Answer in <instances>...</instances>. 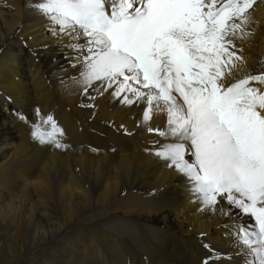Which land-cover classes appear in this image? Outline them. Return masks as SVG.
Instances as JSON below:
<instances>
[{
  "label": "bare ground",
  "instance_id": "obj_1",
  "mask_svg": "<svg viewBox=\"0 0 264 264\" xmlns=\"http://www.w3.org/2000/svg\"><path fill=\"white\" fill-rule=\"evenodd\" d=\"M30 2L0 0V264H201L202 243L226 251L227 218L197 211L174 171L145 151L163 142L147 129L163 128L166 114L154 110L145 123L142 103L103 97L81 106L89 101L60 82L70 74L61 70L66 50ZM252 21L235 41L245 71L264 61V0ZM36 109L53 115L66 149L33 141L16 114L32 121ZM119 219L156 226L160 236L103 229Z\"/></svg>",
  "mask_w": 264,
  "mask_h": 264
},
{
  "label": "snow or ice",
  "instance_id": "obj_2",
  "mask_svg": "<svg viewBox=\"0 0 264 264\" xmlns=\"http://www.w3.org/2000/svg\"><path fill=\"white\" fill-rule=\"evenodd\" d=\"M256 4L31 0L26 5L66 50L61 70L70 74L60 82L69 94L89 101L81 106L93 108L103 97L127 106L142 103L145 123L154 110L166 114L163 128L147 129L163 142L145 151L174 171L197 211L227 218L222 225L227 250L202 243L207 251L201 264H264V61L245 71L235 44L251 34ZM16 115L30 124L34 142L68 147L52 114L36 109L38 119L32 121Z\"/></svg>",
  "mask_w": 264,
  "mask_h": 264
},
{
  "label": "rangeland",
  "instance_id": "obj_3",
  "mask_svg": "<svg viewBox=\"0 0 264 264\" xmlns=\"http://www.w3.org/2000/svg\"><path fill=\"white\" fill-rule=\"evenodd\" d=\"M131 195H134V194L131 193ZM145 204H146V202H144L142 204H138V205L144 206ZM98 213H99V216L97 217L96 215ZM97 214H95L94 217H92V218H94V220L101 217V213L99 211H97ZM113 222H111V224L105 225L104 228L103 227L102 228L106 229V230L109 229L110 231H113L112 233L114 234L113 235L114 237H159L160 236L158 227L156 228V226H153L150 224L142 223V225H139L135 221L127 220V219H125V220L119 219V220H116L114 223ZM121 230H123V231H121ZM96 231H97V233H96ZM96 231H95V234H97L96 237H99L100 236V233H99L100 229H97ZM118 233H120V234H118ZM144 264H148V262L145 261Z\"/></svg>",
  "mask_w": 264,
  "mask_h": 264
}]
</instances>
